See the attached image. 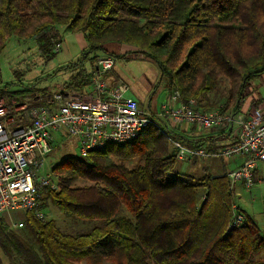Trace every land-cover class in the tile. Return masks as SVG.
Segmentation results:
<instances>
[{"label": "trees", "instance_id": "obj_1", "mask_svg": "<svg viewBox=\"0 0 264 264\" xmlns=\"http://www.w3.org/2000/svg\"><path fill=\"white\" fill-rule=\"evenodd\" d=\"M57 27L81 32L86 43L70 65L76 72L64 84L66 91H87L84 63L99 54L116 60L141 53L181 100H194L203 112L235 116L247 84L264 74V0H0V52L10 35H38L40 45L52 47L46 32ZM111 43L129 50L116 54L107 49ZM33 92L49 94L4 86L0 97L11 109L12 101H35ZM169 123L177 128L182 122L154 116L128 143L54 164L58 182L44 190L42 203L49 199L65 218L88 227L67 232L53 219L26 211L18 228L0 215V251L8 263L264 264V236L235 206L228 173L204 170L195 177L175 170L177 149L170 140L205 144L209 152L210 143L186 139ZM136 157L142 163L124 164ZM78 179L89 184L73 186ZM235 212L243 221L229 226Z\"/></svg>", "mask_w": 264, "mask_h": 264}, {"label": "built area", "instance_id": "obj_2", "mask_svg": "<svg viewBox=\"0 0 264 264\" xmlns=\"http://www.w3.org/2000/svg\"><path fill=\"white\" fill-rule=\"evenodd\" d=\"M59 46L58 42L54 44L55 52ZM114 64L112 56H97L89 72L87 91L60 89L44 98L36 97L37 105L19 103L12 111L0 99V215L33 211L39 219H44L41 208L44 190L55 185L50 182V174H41V170L53 151L55 133L72 138L78 156L84 158L110 144L136 139L154 116L198 128L227 124L233 131L236 127L233 143L223 146L220 154L209 152L205 144L192 147L176 139L170 141L177 149L176 158L183 162L211 154L243 156L244 161L228 176L246 187L253 184L258 166H264V98L252 104L245 117L238 118L218 111L203 112L196 108L194 100H181L179 91L175 90L158 112L145 111L140 109L127 83L107 80ZM16 112L23 116V121L18 120ZM52 167L51 164L49 168ZM242 221L243 215L235 212L229 226ZM11 224L13 227L23 225L22 222Z\"/></svg>", "mask_w": 264, "mask_h": 264}, {"label": "rangeland", "instance_id": "obj_3", "mask_svg": "<svg viewBox=\"0 0 264 264\" xmlns=\"http://www.w3.org/2000/svg\"><path fill=\"white\" fill-rule=\"evenodd\" d=\"M46 34L52 42V47L50 45H40L37 40L38 35L24 40H20L14 35H10L7 38L5 47L0 52V88L8 86L10 90H16L32 87L34 89H46L49 93L64 89V84L76 72L75 69L70 68V65L76 63L81 58L82 51L86 49V44L81 33H64L63 27L53 28L51 31L46 32ZM56 42L60 44L57 52L54 51V44ZM128 55L116 59L115 69L117 72L119 69L123 80L137 97L141 106L140 109L148 110L146 99L144 98L155 90L156 94L153 102L159 108V105L165 101L166 93L173 92L172 89L167 86L165 80H162L160 84L157 83L160 72L155 62L143 56V54L131 53ZM93 63L94 61H87L84 63V67L89 69V65H93ZM33 93L38 97V92ZM244 93L246 94L243 101L244 104L245 101L249 104L252 99L263 95L264 74L250 81ZM0 99H2L8 108L7 101L2 97ZM33 101L34 99L31 97L24 98L20 102L12 101L11 109H8L12 111L14 106L16 107L19 103L31 104ZM23 112L25 111L22 110ZM16 117L19 121H23V116L19 115V113L18 115L16 114ZM218 132L219 129L217 128H196L191 133L195 138L211 136L214 141L210 144V152L216 151L220 154L222 146L230 144L233 140L232 138L237 133V128L234 127L232 136L227 138H218ZM54 136L57 140L54 143L53 151L47 157L46 163L41 170V174L46 172L50 174V182L53 185L57 184L59 175L52 173L49 166L60 162L65 157L78 156L75 142L72 138H67L66 136L60 137L56 133ZM218 154L198 158L195 165H188L186 162H180L179 160L175 166V170L179 171L182 168L181 171L195 177L204 174L202 168L208 171V173L216 175L232 170L238 158ZM140 163L142 161L137 157L124 162L129 168ZM88 184V181L78 179L73 183V186H85ZM231 188L235 205L255 222L260 234L264 236V171L262 173H255L253 184L250 187H245L241 181H235L231 182ZM41 205L43 206L44 219H53L67 232H80L88 227L89 222L65 218L49 199H46ZM2 215L5 216L4 218L8 223H23L25 213L23 211H11L9 214L5 213ZM22 227L23 225L20 228ZM0 256L3 264H9L8 259L1 251Z\"/></svg>", "mask_w": 264, "mask_h": 264}, {"label": "crops", "instance_id": "obj_4", "mask_svg": "<svg viewBox=\"0 0 264 264\" xmlns=\"http://www.w3.org/2000/svg\"><path fill=\"white\" fill-rule=\"evenodd\" d=\"M80 34L81 32H76L75 34ZM82 34V33H81ZM82 37H83V39H84V36H83V34H82ZM84 42H85V39H84ZM86 44V43H85ZM107 49L109 50V51H112V52H115L116 54H122V53H125V52H127L128 50H129V47L128 46H122V45H119V44H113V43H111V44H109V45H107ZM139 54H141V53H139ZM126 56H129L128 54H126L125 56H123V57H126ZM144 56V55H143ZM120 58H122V57H120ZM116 61V60H115ZM115 65V64H114ZM90 67H89V69H87L86 68V70L88 71V72H90V70H91V67H92V65L90 64L89 65ZM160 72V71H159ZM260 77V76H259ZM258 78V77H257ZM107 80L110 82V83H118V82H125L124 80H123V77L121 76V73H120V71H119V69H118V72H117V70L115 69V67H113V69H112V71L111 72H109L108 73V75H107ZM162 82V80H160V77H159V80L157 81V83L158 84H160ZM126 83V82H125ZM156 89V88H155ZM87 90H88V88H87ZM130 93L132 94V96L135 98V99H137V97L135 96V94L133 93V91L131 90V88H130ZM155 94H156V90L155 91H152L149 95H147V96H145V98L144 99H146V104H147V111H152V112H158L160 109H161V106L163 105V103H165L168 99H169V95H170V92L169 93H166L167 95H166V98H165V101H163L160 105H159V108L156 106V103L155 102H153V98H154V96H155ZM261 97H264V94L263 95H261V96H258V97H256V98H254V99H252L251 100V102L248 104L246 101H245V104L242 102V104H241V106H240V108H239V110L238 111H236L234 114H235V116L236 117H238V118H243V117H245L246 116V113H247V111H248V109L250 108V105L253 103V101L255 100V99H257V98H261ZM137 101H138V99H137ZM153 102V103H152ZM138 105H139V107L141 108V106H140V103H139V101H138ZM243 106H244V108H243ZM145 110V109H144ZM169 125H170V127H172V125H171V123H169ZM174 125H175V123H174ZM179 126H176L177 128H175V126L174 127H172V129L175 131V132H177V133H180V134H182V136L184 137V138H186V139H191V140H204V141H202L203 143H206L207 144V142L208 143H210L211 144V142H213L214 141V139L211 137V136H208V137H206V138H195L193 135H192V133L191 132H193L195 129H196V127H193L192 125H190V124H188V123H185V122H182L181 124H178ZM212 128H217V129H219V132H218V134H217V136H218V138L220 137V139L221 138H227V137H229V136H232V131H231V127L229 126V125H227V124H221V125H218V126H215V127H212ZM235 137V136H234ZM234 137L232 138L233 140H234ZM233 140L231 141V143H233ZM207 141V142H206ZM227 145H229V144H227ZM223 147V146H222ZM233 157H236V158H238V159H236V163L234 164L235 166H234V168H236L238 165H240L243 161H244V157L243 156H233ZM198 160V158L196 159V160H191L190 162H187V161H185L188 165H191V164H193V165H195V163H196V161ZM177 162H179V160L177 161ZM180 162H183V161H180ZM233 168V169H234ZM232 169V170H233ZM182 170V168L180 169V171ZM204 168H202V171L204 172ZM231 171V170H230ZM230 171H228L227 173H229ZM262 171H264V166H262V165H259L258 166V169H257V171L255 172L256 174H257V172H260V173H262ZM181 172H183V171H181ZM213 175H216V174H213ZM217 175H219V174H217ZM255 177V176H254ZM230 181H231V179H230ZM231 182H235V181H231ZM246 187V186H245ZM236 206V205H235ZM237 209L239 210V211H241V209H239L238 207H237ZM241 213V212H240ZM242 213H244V212H242ZM244 215H245V213H244Z\"/></svg>", "mask_w": 264, "mask_h": 264}]
</instances>
